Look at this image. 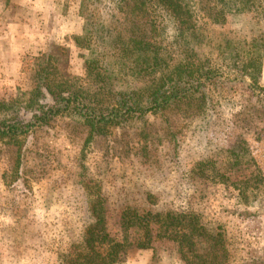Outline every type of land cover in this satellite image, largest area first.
Here are the masks:
<instances>
[{
	"label": "rangeland",
	"instance_id": "obj_1",
	"mask_svg": "<svg viewBox=\"0 0 264 264\" xmlns=\"http://www.w3.org/2000/svg\"><path fill=\"white\" fill-rule=\"evenodd\" d=\"M253 1L217 22L198 0L187 1L201 27L198 57L219 72L199 90L201 100L196 95L132 115L91 136L70 111L24 139L0 140V264H31L28 257L37 253L40 264L74 256L83 229L94 221L92 209L102 216L98 235H106L97 250L105 243H133L141 228L120 225L128 207L193 212L206 231L190 235L192 244L178 253L171 229L154 225L152 246L125 243L120 264H264V99L239 54L264 45V0ZM118 16L116 0H0V103L27 98L33 58L50 51L58 70L83 80L89 52L72 36L95 34L92 55L107 61L101 54L120 31ZM163 23L157 38L167 47L173 25L171 19ZM225 39L224 55L207 42ZM256 82L264 87V46ZM118 84L117 75L96 92H115ZM19 230L22 242L8 243L7 235Z\"/></svg>",
	"mask_w": 264,
	"mask_h": 264
},
{
	"label": "trees",
	"instance_id": "obj_2",
	"mask_svg": "<svg viewBox=\"0 0 264 264\" xmlns=\"http://www.w3.org/2000/svg\"><path fill=\"white\" fill-rule=\"evenodd\" d=\"M187 1L116 0L120 31L109 40L112 45L108 52L101 54V57L107 56V61L101 62L93 57L97 54L92 55L93 50L89 44L93 38H98L95 34H88L87 39L81 34L72 36L74 44H85L84 49L89 52L83 59V80L80 76L68 74L66 69L58 70L51 51L33 58V88L28 92L27 98L23 102L0 103V140L24 139L34 129L45 127L54 117L70 111L83 119L91 136L102 133L107 127L119 124L132 115L180 105L190 99L195 100L196 95H199L197 98L201 100L202 92L199 90L205 84L213 82L219 72L210 65L209 59L198 57L195 48L201 46V27L193 17ZM198 2L201 3L199 8L211 22L223 20L226 13L242 12L254 6L253 0ZM166 19H171L173 25V35L167 47L162 46L157 38ZM207 42L219 55L225 54L224 46L230 43L227 39ZM255 46L251 52L243 50L239 54L245 57V63L242 65L244 72L262 92L264 99V87H258L256 84L264 45ZM57 49L62 50V47ZM227 54L232 56L233 52ZM248 68L250 69L247 73ZM117 75L121 88L115 92H102L101 95L96 92L103 88L105 82ZM81 81L90 85L84 88ZM105 94L107 99L101 100ZM93 206L92 204L90 209ZM93 210L94 221L83 229L78 244L80 248L74 256L64 255L62 263L59 264L125 262L124 244L139 249L151 247L150 238L154 225L158 230L171 229L173 233L170 241L178 253H181L185 244H192L190 235L197 236L205 234L206 231L199 216L193 212H160L145 207L139 210L128 207L122 210L120 225L124 228H141V236L133 243H105L104 248L99 251L95 248L96 244L105 240L106 235H98L97 225L101 224L102 216ZM7 236L8 243L12 245L22 242L21 230L13 234L11 232V235ZM117 246L118 252L114 250ZM40 257L37 253L28 257V261H31V264H40ZM28 261L26 259V262ZM47 264H58V260L50 257Z\"/></svg>",
	"mask_w": 264,
	"mask_h": 264
}]
</instances>
